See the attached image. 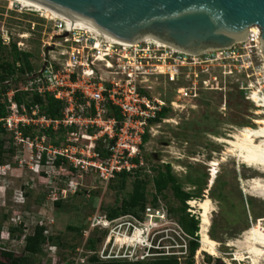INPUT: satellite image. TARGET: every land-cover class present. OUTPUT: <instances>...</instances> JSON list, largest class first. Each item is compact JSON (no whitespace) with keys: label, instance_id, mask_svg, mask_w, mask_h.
<instances>
[{"label":"rangeland","instance_id":"374dc122","mask_svg":"<svg viewBox=\"0 0 264 264\" xmlns=\"http://www.w3.org/2000/svg\"><path fill=\"white\" fill-rule=\"evenodd\" d=\"M55 25L43 16L23 12L19 4L0 1V36L7 44L0 48V75L5 76L15 50L27 54L32 71H37L44 54L49 52L51 55L52 43L61 40L52 39ZM13 44L17 48L14 49ZM209 54L208 58L214 59L215 54ZM229 64L232 62L216 60L203 65L204 75L217 78L219 90L202 91L195 100L183 102V109L171 111L168 122L150 129L141 150L146 165L144 173L127 177L123 184L119 178L111 183L102 182L91 173L73 176L54 170L48 171L49 176L45 172L37 173L30 151L15 153L9 136L1 134L0 249L18 257H30L33 264L134 263L139 256L144 258L140 260L142 263L164 257L188 264L190 239L180 226L184 215L182 204L169 186L158 192L154 182L157 177L164 179L162 176L169 166L176 184L191 197L186 203V213L199 217L197 205L206 197L215 208L210 232L220 245L219 256L214 258L206 253L198 256L196 252L193 264H227L226 260L230 259L233 264H249L233 257L237 249L227 244L240 240L249 227L264 226V197L245 193L253 187L255 180L264 184V174L251 171L230 154H225L226 145L219 139H230V135L244 127L255 128L252 121L260 115L255 113L258 110L246 100L245 92L241 90L253 80L247 78L250 70L241 68V63H237L236 70L230 69ZM158 83L153 85V91L157 89L165 100H172L178 85L163 77ZM262 93L264 95L263 90ZM51 136L46 141L63 137ZM213 172L214 177H211ZM136 179L142 182L140 192L145 198L144 210L135 208L134 214H122L117 220L107 218L111 221L108 229L93 223L94 218L104 219L112 211H121L123 203L134 193ZM190 201L195 204L190 205ZM147 209L152 210L151 214H157L152 221L147 216L150 214ZM148 221L153 223L146 235L151 248H137L133 242L137 238L135 230L143 229ZM126 224L131 225L129 237L114 233L126 232ZM38 227L46 231L43 235L47 241L39 255L27 254L24 252L25 240ZM108 237L111 241L106 246ZM185 247L187 254H184ZM105 249L107 253L130 256H125L124 260L106 261L101 257ZM261 264H264V257Z\"/></svg>","mask_w":264,"mask_h":264},{"label":"built area","instance_id":"2783aa9c","mask_svg":"<svg viewBox=\"0 0 264 264\" xmlns=\"http://www.w3.org/2000/svg\"><path fill=\"white\" fill-rule=\"evenodd\" d=\"M50 22L56 24L52 39L61 40L52 43L51 55L44 54L37 71L26 72L19 83L5 82L7 89L1 99L7 115L0 118V126L9 136L15 153L30 151L37 173L49 176L48 171L54 170L67 174L72 169L81 175L91 173L109 183L118 174L133 175L139 168H146L141 153L144 136L153 127L168 122V116L157 120L164 109L176 112L184 108L183 102L195 100L202 91L219 90L217 78H208L203 68L216 60L232 62L230 69L236 70L237 63H241V68L250 70L247 78L253 80L241 88L246 100L251 97V84L264 91L260 31L258 35L250 29L247 39L230 49L191 55L158 48L143 40L127 47L110 44L96 32L68 28L62 20ZM0 40L7 45L4 37L0 36ZM208 53L215 54L214 59L208 58ZM200 68V73H196ZM162 77L178 85L170 101L157 89L153 91V85L159 84ZM17 94L22 96V105L15 99ZM36 95L61 102L64 107L61 118L51 119L42 114L33 102ZM114 109L119 118L112 115ZM29 129L32 133L25 134ZM49 133L63 135L59 145L46 141ZM97 148L106 154L105 158L100 157ZM147 211L151 221L157 217L151 214V209ZM92 222L101 227L111 223L107 218H94ZM126 226V232L114 233L129 237L131 225ZM110 241L108 237L106 246ZM125 256L130 255L107 253L106 249L101 255L106 261L124 260ZM143 259L139 256L135 260Z\"/></svg>","mask_w":264,"mask_h":264},{"label":"water","instance_id":"95a60500","mask_svg":"<svg viewBox=\"0 0 264 264\" xmlns=\"http://www.w3.org/2000/svg\"><path fill=\"white\" fill-rule=\"evenodd\" d=\"M126 43L156 38L191 55L227 50L260 31L264 0H27Z\"/></svg>","mask_w":264,"mask_h":264},{"label":"bare ground","instance_id":"6f19581e","mask_svg":"<svg viewBox=\"0 0 264 264\" xmlns=\"http://www.w3.org/2000/svg\"><path fill=\"white\" fill-rule=\"evenodd\" d=\"M0 1H5L11 4L12 3L19 4L23 12L25 11V13L28 12V13L38 14L39 16H43L48 21L62 20L66 23L68 28H81L87 31L96 32L102 35L104 38L108 39L110 44H118L127 47L132 44L138 43V42H134L130 44L119 41L107 35L106 33H103L102 31H100L99 29L93 26L71 19L69 17L61 15L57 12H54L50 9H47L41 5H38L36 3L27 0H0ZM251 32L259 35V30L256 27H252ZM25 37L26 36H24L23 38ZM142 40L154 44L158 48H168L174 51H180L156 38L147 37L139 41ZM251 88L253 90L251 93V97L248 99V101H250L258 110L255 113L257 115H260L259 118L254 119L252 121L253 124L256 125V127L255 128L244 127L239 130H236V132L233 135L229 136L230 139L221 138L219 139V142L226 145L225 154L227 155L230 154L232 157L236 158L239 164L245 166L250 170L252 169L255 170L256 172L264 174V95L262 93L261 87L258 86L255 87L253 84H251ZM214 174L215 173L213 172L211 177H214ZM262 183H263L262 181L255 180L252 184L253 187L250 186L252 188L249 191H245V193L251 196L264 197V184ZM189 204L192 205L195 203L194 201H190ZM197 206L200 210V214H199L200 221H199V232H198L199 248L197 250V255L199 256L202 253H206L210 256H213L214 258L218 257L219 256L218 246L220 245L215 240L211 239L209 236L210 228L212 225L211 218H212V214L215 212V208L208 197L200 201ZM152 226L153 223L151 221H148V223L144 225L143 229L140 230L136 228L134 235H136L137 238L132 240L133 242H135V246L137 248L139 246L151 248V246L148 245L146 241V235L150 232V227ZM103 228L108 229L109 225L108 224L104 225ZM227 245L229 247L237 249V252H235L233 257H235L240 262L243 263L245 261H248L249 264H261V260L264 257V226L249 227L246 231L243 232L240 240L232 241ZM226 263L233 264V260L232 259L226 260Z\"/></svg>","mask_w":264,"mask_h":264},{"label":"trees","instance_id":"16d2710c","mask_svg":"<svg viewBox=\"0 0 264 264\" xmlns=\"http://www.w3.org/2000/svg\"><path fill=\"white\" fill-rule=\"evenodd\" d=\"M4 46L0 40V48ZM13 48H17L15 44H13ZM28 55L25 53H17L15 50L14 53V59L12 63L7 65V70H5V76L0 75V118L6 117L7 113L5 110L4 105L1 104V99L3 94L6 92L7 86L4 85L5 82L14 80L15 82L19 83L21 78L26 72H32V68L29 64V61L27 59ZM22 63L23 65H21ZM19 64V67L16 65ZM18 77L15 79V77ZM16 101L18 104L22 105L24 102L22 99V96L20 94L16 95ZM33 102L35 105H38L40 108V111L42 114L47 116L48 118L51 119H59L62 116L64 107L61 102L58 100L54 99L53 97H39V96H34L33 97ZM171 111L169 109H164L158 116L157 120H160L161 118H164L169 115ZM112 115L115 116L116 118H119V114L117 110H112ZM32 131L26 130L25 134H31ZM5 134V131L1 128L0 126V135ZM147 139V134L143 138V144L145 143ZM62 138H59L57 141H53V144L59 145L60 141ZM143 148V147H142ZM99 155L101 158H105L106 154L101 151L100 148H97ZM3 153V141L0 140V156ZM2 164L0 160V165ZM151 170H154V166L151 167ZM144 173V168H139L138 170L135 171L133 176H139L140 174ZM75 171L70 169L67 175H74ZM129 176H132V174L128 173H121L115 176L114 179H112L109 183L115 181L117 178L121 179L122 184L124 183L125 179ZM164 179L161 178H155V187L158 192H161L162 190L170 187L172 190L174 196L181 202L182 204V209L181 212L184 214L183 217L180 219V226L183 231V233L189 237L190 241L188 243V249H189V257L190 261L188 264H193V258L195 253L197 252L199 248V221L200 218L195 215H191L190 213H186V203L190 200V195L188 193H184L182 189L180 188L179 185L176 184L175 179L170 173V167L166 166V171L164 173ZM142 186V182L138 181L136 179L135 182V189L134 193L129 196L128 199L123 203V206L121 208V211L118 213L116 211L110 212L106 218L109 219H116L118 216L122 214H130L133 213V210L135 208H140V210H144L145 204V198L144 194L140 192V188ZM134 214V213H133ZM44 229L42 227H38L35 229L34 234L30 237H28L25 240V246H24V252L30 255H39L42 251V246L45 244L47 241L46 237L43 235ZM209 236L211 239L214 240V237L212 233H209ZM0 264H33L30 257L27 256H16L14 253L5 251L3 249H0ZM59 264V263H57ZM101 264H178L175 260L171 258H161L157 259L151 263H142L140 261H136L134 263H122L121 261H112L108 263H101Z\"/></svg>","mask_w":264,"mask_h":264}]
</instances>
